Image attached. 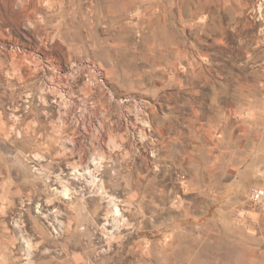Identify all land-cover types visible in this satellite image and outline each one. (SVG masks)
<instances>
[{"label":"rangeland","instance_id":"374dc122","mask_svg":"<svg viewBox=\"0 0 264 264\" xmlns=\"http://www.w3.org/2000/svg\"><path fill=\"white\" fill-rule=\"evenodd\" d=\"M258 188L264 0H0V264H264Z\"/></svg>","mask_w":264,"mask_h":264},{"label":"crops","instance_id":"0c3cea01","mask_svg":"<svg viewBox=\"0 0 264 264\" xmlns=\"http://www.w3.org/2000/svg\"><path fill=\"white\" fill-rule=\"evenodd\" d=\"M32 122H33V120H31ZM10 140V139H9ZM13 140V139H12ZM12 140H11V142H12ZM26 140H28V137H27V139ZM18 141V144L20 145V143H27V141ZM57 140H58V134H55L54 135V137L52 136L51 137V139H50V144L51 145H54L56 142H57ZM14 142V141H13ZM29 144V143H28ZM33 145H39V144H42V142H40V141H38V139H37V137H34L33 138V143H32ZM13 190L11 191V193L13 194V195H17L18 193H20L21 192V189L19 188V189H17V188H12Z\"/></svg>","mask_w":264,"mask_h":264},{"label":"built area","instance_id":"2783aa9c","mask_svg":"<svg viewBox=\"0 0 264 264\" xmlns=\"http://www.w3.org/2000/svg\"><path fill=\"white\" fill-rule=\"evenodd\" d=\"M264 199V189L263 188H258L255 189L252 193V200L254 202H261Z\"/></svg>","mask_w":264,"mask_h":264},{"label":"bare ground","instance_id":"6f19581e","mask_svg":"<svg viewBox=\"0 0 264 264\" xmlns=\"http://www.w3.org/2000/svg\"><path fill=\"white\" fill-rule=\"evenodd\" d=\"M64 194H65L66 196H67V195H69V189H67V188H66V189L64 190ZM115 211H116V213H117V214H119V213H120V211H119V208H118V207H116V208H115ZM56 231H57V230L55 229V232H56Z\"/></svg>","mask_w":264,"mask_h":264}]
</instances>
